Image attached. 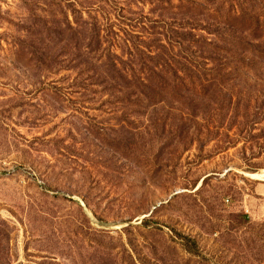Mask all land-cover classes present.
<instances>
[{
    "label": "rangeland",
    "instance_id": "rangeland-1",
    "mask_svg": "<svg viewBox=\"0 0 264 264\" xmlns=\"http://www.w3.org/2000/svg\"><path fill=\"white\" fill-rule=\"evenodd\" d=\"M216 6L264 25V0H0V264H264V57L192 44Z\"/></svg>",
    "mask_w": 264,
    "mask_h": 264
},
{
    "label": "trees",
    "instance_id": "trees-1",
    "mask_svg": "<svg viewBox=\"0 0 264 264\" xmlns=\"http://www.w3.org/2000/svg\"><path fill=\"white\" fill-rule=\"evenodd\" d=\"M192 3V9L194 10L198 9L200 6L196 1H193ZM196 15L207 17L206 19L210 23L205 26L204 30L212 35L213 38L208 40L205 39V45L200 42L202 39L192 38V44L194 43L193 45L195 47L208 50L213 54L218 53V51L226 52L225 54L235 51L242 55L248 53L257 58L264 57V34L263 36H257L255 34L258 33L260 29L264 33V25L261 27L256 23V25L250 30L252 32H250L248 36H244V33L247 32V30H242L239 26L235 25V22H233V18H235V20H240L242 17L246 16V13H239V10L231 8L229 12H226V16L224 17L225 14L222 11V8L216 6L214 13L201 10L196 13ZM182 42L185 41L182 40ZM179 45L181 46V43H179Z\"/></svg>",
    "mask_w": 264,
    "mask_h": 264
},
{
    "label": "bare ground",
    "instance_id": "bare-ground-1",
    "mask_svg": "<svg viewBox=\"0 0 264 264\" xmlns=\"http://www.w3.org/2000/svg\"><path fill=\"white\" fill-rule=\"evenodd\" d=\"M248 175L255 179H264V173H251Z\"/></svg>",
    "mask_w": 264,
    "mask_h": 264
}]
</instances>
